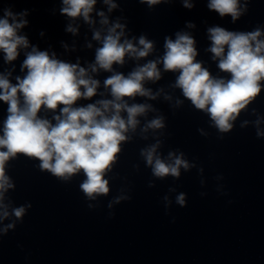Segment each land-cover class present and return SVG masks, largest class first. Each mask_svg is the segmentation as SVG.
Wrapping results in <instances>:
<instances>
[{"label": "clouds", "instance_id": "clouds-1", "mask_svg": "<svg viewBox=\"0 0 264 264\" xmlns=\"http://www.w3.org/2000/svg\"><path fill=\"white\" fill-rule=\"evenodd\" d=\"M62 2V14L70 18L82 16L86 23H94L90 14L97 0ZM103 2L108 5L109 12L117 7L113 0ZM141 2L151 7L162 0ZM183 6L193 7L189 0H183ZM207 6L221 17L230 15L233 21L242 15L239 0H210ZM27 14V10L13 13L11 9H5L0 17V50L4 52L7 62L16 60L18 48L29 47L27 37L18 35V30L28 23L24 19ZM97 15L101 17L102 25L109 24L104 12H98ZM124 27L118 21L115 22L103 38L100 31L94 32L93 39L101 42L102 46L96 49L95 63L89 65L91 72L96 73L101 69L113 72V64L123 65L126 56L138 60L153 51V42L143 35L138 38L139 47L130 39L121 42ZM188 27L194 25L189 23ZM66 30L73 34L77 32L71 25ZM208 34L212 42L208 50L214 60L218 59V68L230 74V79L213 77L201 62L196 61L198 53L195 41L186 32H177L175 40L165 37V52L161 59L138 65L127 76L113 72L103 82L104 87L110 89L112 98L101 99L86 106L74 107L78 100L95 96L100 81L92 78L88 69L79 64L60 61L47 51L33 47L26 54L21 70L27 69V74L23 78L17 77L16 84H12L6 75L0 74V101L8 105L3 135H0V149H3L0 150V221L8 219L10 214L18 220L22 219L26 212L25 206H20L9 213L8 205L4 203L5 193L14 188L5 173V165L17 154L38 159L42 170L61 180L67 181L83 172L85 179L79 188L88 200L107 196L110 188L105 176L121 151V143L129 139L126 133L129 130L135 132L140 124L138 117L152 110L149 104L129 105L125 98L141 96L156 99L159 93L154 95L150 89H146L144 81L155 82L161 78L157 66L159 63L163 64L166 72H179L175 87L182 90L183 96L196 109L208 113L221 133L229 132L241 110L261 93V81H264V40L260 37L264 33L259 28L251 32H233L216 26L210 27ZM179 103L181 101L178 100ZM42 108L52 111L59 108V114L53 117L55 124L38 115ZM122 113H126V117ZM256 123L259 124V120ZM164 126V117L159 116L148 121L142 132L162 129ZM257 136H264V132L257 131ZM159 147L160 142L157 141L140 152L146 165L151 168L153 177L179 178L182 168L187 171L192 166L184 159L182 152L177 154L170 151L167 158H163L157 152ZM152 186L150 183L149 187ZM122 199L130 197H115L109 202L108 208L111 209L113 203L118 204ZM164 200L167 209L171 201L167 196ZM176 203L185 206L184 193L176 196ZM88 207L92 208L93 205L89 204ZM112 215L114 213L110 212L109 216ZM14 227L15 224L10 223L0 231L6 233Z\"/></svg>", "mask_w": 264, "mask_h": 264}]
</instances>
